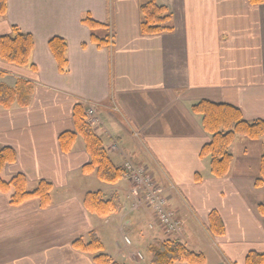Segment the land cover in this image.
Segmentation results:
<instances>
[{"label": "crops", "instance_id": "obj_1", "mask_svg": "<svg viewBox=\"0 0 264 264\" xmlns=\"http://www.w3.org/2000/svg\"><path fill=\"white\" fill-rule=\"evenodd\" d=\"M146 1L7 0L0 37L17 27L35 46L27 67L0 58V85L23 80L33 87L28 107L0 106V149L17 155L1 176L22 174L29 189L47 181L53 192L45 209L37 200L11 206L0 193V264H95L93 255L73 247L94 232L103 245L106 232L115 235L117 256H110L122 264H143L137 255L166 239L202 253L206 264H245L249 253H264V185H255L262 155L252 157L239 144L249 143L238 138L229 175L212 177L210 159L201 158L211 136L192 111L207 100L238 108L248 122L264 121V3L156 0L173 15L174 31L147 36L140 29ZM86 16L102 27L91 30L82 22ZM93 34L108 45L92 42ZM54 37L67 42L65 73L49 48ZM77 104L96 109L94 129L115 165L131 161L152 173L183 223L179 234L167 235L151 210L130 211L126 179L121 190L120 182L108 185L95 173L84 174L90 156L82 139L63 153L59 136L74 130ZM96 191L120 198L122 191L127 205L122 201V211L110 217L95 216L84 198ZM212 213L223 235L211 232Z\"/></svg>", "mask_w": 264, "mask_h": 264}, {"label": "trees", "instance_id": "obj_2", "mask_svg": "<svg viewBox=\"0 0 264 264\" xmlns=\"http://www.w3.org/2000/svg\"><path fill=\"white\" fill-rule=\"evenodd\" d=\"M253 5L263 4L264 0H249ZM141 33L147 36L171 33L174 31L173 15L169 10L157 3L147 0L140 6ZM7 14V0H0V20ZM83 24L91 30L101 28L102 25L92 20L90 16L83 19ZM12 35L0 37V58L18 67L30 65L34 50V39L30 34H23L17 27H13ZM92 42L99 47L108 45L107 39H100L92 35ZM49 48L53 54L60 73H65L68 65L67 42L61 37H54L49 41ZM35 69V66H31ZM33 87L26 81H19L15 87L0 85V106L10 109L13 106L26 108L31 103ZM193 113L202 117V126L211 136V140L201 150V158L210 159V175L223 179L230 173L234 156L231 146L238 138L249 140L263 139L264 121H246L241 111L231 105L217 104L207 100L198 102L192 107ZM74 130L59 136V145L63 153H70L78 139H82L90 156V162L83 167L84 174L95 173L97 178L108 185H116L125 179L123 167L115 165L93 125L86 116V109L77 104L73 110ZM17 161V155L11 148L0 149V193L9 197L11 206H20L26 202L37 200L41 208L45 209L52 203L53 185L47 181H40L34 189L28 188L24 175L17 174L9 180L1 177L4 169ZM196 182H201L203 176L197 174ZM257 187L264 185V151L260 159V171L256 180ZM122 202L117 193L107 197L102 191L90 192L84 198L87 211L100 218H107L122 211ZM211 232L223 235L224 227L216 213L210 215ZM73 247L80 252L93 255L95 264H122L114 261L105 253L104 245L97 235L92 233L89 241L76 240ZM152 255L151 264H206V257L202 253L190 250L177 239L156 240L149 247ZM245 264H264V253L251 252L246 257Z\"/></svg>", "mask_w": 264, "mask_h": 264}, {"label": "built area", "instance_id": "obj_3", "mask_svg": "<svg viewBox=\"0 0 264 264\" xmlns=\"http://www.w3.org/2000/svg\"><path fill=\"white\" fill-rule=\"evenodd\" d=\"M86 115L93 126L98 124L94 107H89ZM123 169L125 179L130 184L125 196L130 204V211L151 210L157 224L163 228L167 235L179 234L183 223L169 208L165 193L152 173L147 168L137 166L131 161H126ZM124 241L127 245H131L128 238H124ZM138 258L143 259L141 254H138Z\"/></svg>", "mask_w": 264, "mask_h": 264}, {"label": "rangeland", "instance_id": "obj_4", "mask_svg": "<svg viewBox=\"0 0 264 264\" xmlns=\"http://www.w3.org/2000/svg\"><path fill=\"white\" fill-rule=\"evenodd\" d=\"M241 140H243V141H241V142H248L249 144L248 145H246V144H244V143H239L240 144V147L241 148H244V147H247L248 149H249V151H250V154H251V156L252 157H258V156H261L262 154H263V151H264V147H263V139H261V140H249V139H247V138H243V139H241ZM2 177V176H1ZM3 179V178H2ZM27 179V178H26ZM28 182V181H27ZM125 185V183L124 182H120L119 183V187H120V189L123 187ZM103 187L105 188V189H103V192H105V193H108V191H107V185H105V184H103ZM29 188V187H28ZM122 190V189H121ZM120 192V196H121V198H120V200H121V202L123 201V203L124 202H126V205H127V201L126 200H124L125 198H123V195H122V191H119ZM125 204V203H124ZM109 232H106L105 233V244H104V247H106V251L108 252V253H106L107 255H111L112 257H115V255L117 254V250H115V251H112L113 250V248L116 246V242H117V240H116V237H115V235H113V234H111V235H109L108 234ZM111 237H112V239H111ZM133 238V237H132ZM103 243V242H102ZM118 243H119V246H120V244L122 243L120 240H118ZM142 255L144 256V259H145V261L143 262V264H150L149 262H148V260L152 257V255H151V253L149 252V251H147L146 249H144L143 251H142ZM110 256V257H111ZM117 256V255H116ZM111 257V258H112ZM113 259V258H112ZM122 261V260H121Z\"/></svg>", "mask_w": 264, "mask_h": 264}, {"label": "bare ground", "instance_id": "obj_5", "mask_svg": "<svg viewBox=\"0 0 264 264\" xmlns=\"http://www.w3.org/2000/svg\"><path fill=\"white\" fill-rule=\"evenodd\" d=\"M87 116V115H86Z\"/></svg>", "mask_w": 264, "mask_h": 264}]
</instances>
